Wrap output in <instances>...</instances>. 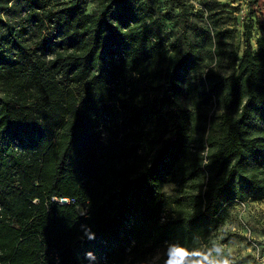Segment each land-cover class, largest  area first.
Segmentation results:
<instances>
[{
  "label": "trees",
  "instance_id": "obj_1",
  "mask_svg": "<svg viewBox=\"0 0 264 264\" xmlns=\"http://www.w3.org/2000/svg\"><path fill=\"white\" fill-rule=\"evenodd\" d=\"M94 1L0 0V264H145L161 247L203 264L231 204L264 200L259 0L240 56L219 0H170L176 32L141 0ZM201 51L235 56L232 74L199 76Z\"/></svg>",
  "mask_w": 264,
  "mask_h": 264
},
{
  "label": "rangeland",
  "instance_id": "obj_2",
  "mask_svg": "<svg viewBox=\"0 0 264 264\" xmlns=\"http://www.w3.org/2000/svg\"><path fill=\"white\" fill-rule=\"evenodd\" d=\"M87 10H92L94 0H82ZM149 11L156 16H160L163 21L169 24L170 31H179V13L180 7L170 0H141ZM221 9L227 10L226 13L229 20L226 27L235 28L234 38H229L228 52L242 54L245 47V39L243 37V16L249 11L250 0H219ZM189 7V13H195L198 9H202L200 0H185ZM255 14L249 19L253 23L254 37L252 39L254 48H257L256 38L264 35V0H259L254 5ZM259 23V24H257ZM208 25L206 19L191 16L187 30L189 35L197 40L195 35L199 34L201 26ZM201 41V39H200ZM205 58V60L203 59ZM235 56L223 60L221 64L210 61L207 51H201L198 62V75L202 71H207L210 66L214 67L218 73L230 75L232 74L235 63ZM218 59V57H217ZM190 107V104L185 103ZM215 106L212 113L218 110ZM166 196H170L173 192L172 186H166ZM211 252L210 258L205 259L203 264H264V200L261 201H235L230 206L229 217L225 223L213 234L210 240ZM139 264V263H134ZM145 264H199V262L187 257L180 258L173 254L167 247H161L145 262Z\"/></svg>",
  "mask_w": 264,
  "mask_h": 264
},
{
  "label": "built area",
  "instance_id": "obj_3",
  "mask_svg": "<svg viewBox=\"0 0 264 264\" xmlns=\"http://www.w3.org/2000/svg\"><path fill=\"white\" fill-rule=\"evenodd\" d=\"M60 204H69V203H74L75 199L74 198H70V197H58L55 198ZM80 213L84 214V209L79 207Z\"/></svg>",
  "mask_w": 264,
  "mask_h": 264
}]
</instances>
